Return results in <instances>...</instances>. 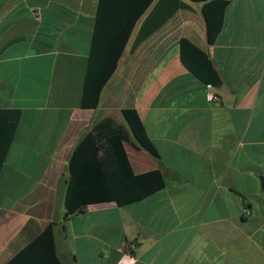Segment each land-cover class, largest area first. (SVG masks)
I'll use <instances>...</instances> for the list:
<instances>
[{
  "label": "crops",
  "instance_id": "1",
  "mask_svg": "<svg viewBox=\"0 0 264 264\" xmlns=\"http://www.w3.org/2000/svg\"><path fill=\"white\" fill-rule=\"evenodd\" d=\"M182 1L136 41L152 2L97 106L82 108L98 0H0V125L19 112L0 169V264L49 225L63 264L65 251L73 264H264V0H227L213 43L203 3ZM181 38L211 59L218 104L181 62ZM123 108L158 151L126 143L133 172L159 170L164 187L66 218L74 148L104 117L125 124ZM127 243L135 248L118 250Z\"/></svg>",
  "mask_w": 264,
  "mask_h": 264
},
{
  "label": "trees",
  "instance_id": "2",
  "mask_svg": "<svg viewBox=\"0 0 264 264\" xmlns=\"http://www.w3.org/2000/svg\"><path fill=\"white\" fill-rule=\"evenodd\" d=\"M154 0H98L80 105L95 108L99 95L114 73L124 47L140 17ZM202 2L207 40L213 43L222 24L227 0H190ZM182 0H157L143 19L136 41L163 25L178 9L188 8ZM183 65L199 80L219 85L221 78L208 55L186 38L179 40ZM6 111H0V116ZM0 125V169L12 141L19 112L10 111ZM125 124L104 117L78 142L68 162L64 195L65 217L90 204L114 201L119 206L138 202L165 185L159 170L134 173L125 144L145 149L158 157L154 142L146 135L134 108H123ZM264 190V177L261 179ZM41 250L44 252L42 253ZM4 264H63L57 256L53 230L49 225L26 247Z\"/></svg>",
  "mask_w": 264,
  "mask_h": 264
},
{
  "label": "built area",
  "instance_id": "3",
  "mask_svg": "<svg viewBox=\"0 0 264 264\" xmlns=\"http://www.w3.org/2000/svg\"><path fill=\"white\" fill-rule=\"evenodd\" d=\"M212 87H213V85H211L210 83H207L206 84V88H207V91H206V99L209 102L218 104L219 101H220V97L218 96V94H216L212 90ZM126 248L134 249L135 248V245L133 243H127V244H121L120 246H118V250H120V251L125 250Z\"/></svg>",
  "mask_w": 264,
  "mask_h": 264
},
{
  "label": "water",
  "instance_id": "4",
  "mask_svg": "<svg viewBox=\"0 0 264 264\" xmlns=\"http://www.w3.org/2000/svg\"><path fill=\"white\" fill-rule=\"evenodd\" d=\"M67 175V174H65ZM61 257L65 264H73V258L70 251H65L61 254Z\"/></svg>",
  "mask_w": 264,
  "mask_h": 264
}]
</instances>
